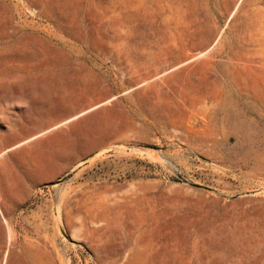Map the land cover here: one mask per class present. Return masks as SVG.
<instances>
[{
  "label": "rangeland",
  "instance_id": "374dc122",
  "mask_svg": "<svg viewBox=\"0 0 264 264\" xmlns=\"http://www.w3.org/2000/svg\"><path fill=\"white\" fill-rule=\"evenodd\" d=\"M42 247L264 264V0H0V264Z\"/></svg>",
  "mask_w": 264,
  "mask_h": 264
},
{
  "label": "crops",
  "instance_id": "0c3cea01",
  "mask_svg": "<svg viewBox=\"0 0 264 264\" xmlns=\"http://www.w3.org/2000/svg\"><path fill=\"white\" fill-rule=\"evenodd\" d=\"M36 214L38 215V221H39V224H38V227H41V228H46L47 227V224H48V220H49V217H48V214H43L42 211H37ZM54 214L51 215V218ZM54 220V218H52ZM37 244V243H36ZM35 248V247H34ZM34 248L30 249L29 247L25 246L24 247V250L22 251L23 254H26L28 253L30 250H34ZM40 254L42 256H46L47 258H49L50 261H47L46 263L47 264H55V259L53 258L52 254H50V252H48V250L44 247H42L40 249Z\"/></svg>",
  "mask_w": 264,
  "mask_h": 264
},
{
  "label": "bare ground",
  "instance_id": "6f19581e",
  "mask_svg": "<svg viewBox=\"0 0 264 264\" xmlns=\"http://www.w3.org/2000/svg\"><path fill=\"white\" fill-rule=\"evenodd\" d=\"M203 55V54H202ZM190 58V57H189ZM157 76V75H156ZM73 114V113H72ZM76 118V117H75ZM240 139V137H238V140ZM238 144L239 143H237L236 144V146H238ZM6 227H7V230H8V233H9V240L11 241L14 237L12 236V234H13V230H12V228L8 225V224H6ZM22 242H24V244L25 243H27V240L25 239V238H23L22 240H21ZM4 260H5V258H4ZM3 260V263L2 264H5V261Z\"/></svg>",
  "mask_w": 264,
  "mask_h": 264
}]
</instances>
